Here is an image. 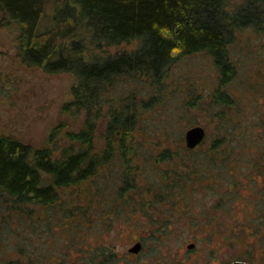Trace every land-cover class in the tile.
<instances>
[{"label":"rangeland","instance_id":"rangeland-1","mask_svg":"<svg viewBox=\"0 0 264 264\" xmlns=\"http://www.w3.org/2000/svg\"><path fill=\"white\" fill-rule=\"evenodd\" d=\"M245 1L226 0L225 8L231 12ZM17 33L18 25L0 15V135L39 147L59 122L80 127V118L62 109L71 99L74 78L24 63L17 54ZM137 46V40L123 41L95 53L114 55ZM229 54L233 72L224 83L206 52L172 61L161 84L164 99L152 115L168 116L175 131L136 136L139 152L129 159L126 174L135 187L126 186L130 194L124 202L117 194L126 167L117 156L97 176L65 189L48 220L25 228L34 264H82L92 258L97 264L102 248L110 255L105 264H208L219 254L226 261L246 257L264 264V30H233ZM132 90L144 96L155 92L143 79L118 83L103 108L117 106L115 98ZM216 93L226 94L228 103L214 101ZM193 125H201L205 137L186 151L184 133ZM103 129L101 123L95 134L98 150ZM67 143L63 137L56 152ZM167 145L176 164L169 170L162 163L165 179L160 180L143 154L154 156ZM11 237L3 242L2 261L19 260ZM137 240L142 247L129 252ZM192 241L196 246L190 251Z\"/></svg>","mask_w":264,"mask_h":264},{"label":"trees","instance_id":"trees-1","mask_svg":"<svg viewBox=\"0 0 264 264\" xmlns=\"http://www.w3.org/2000/svg\"><path fill=\"white\" fill-rule=\"evenodd\" d=\"M225 6L226 0H0L1 17L18 25L15 39L21 60L47 73L72 74L71 99L62 109L80 118L76 129L57 123L39 147L0 135V254L5 252L7 235L15 237L11 239L19 251V260L0 259V264H34L25 228L48 220L49 210L61 202L65 189L97 176L112 157L126 167L117 197L123 202L128 198L126 186L135 187V179L128 182L126 174L129 159L139 152L136 136L157 131L169 136L175 131L167 125L168 116L152 115L155 104L164 99L161 84L172 61L206 52L224 83L233 72L229 54L233 30H264L262 1L246 0L231 12ZM131 40H137L138 46L130 52L95 53ZM139 79L155 92L144 96L132 90L115 98L117 106L103 108L116 84ZM213 99L229 101L220 93ZM101 123L104 142L98 150L95 134ZM62 136L68 143L56 152ZM185 150L190 151L187 146ZM143 155L152 160L160 180L165 179L164 169L159 170L162 163L169 170L175 168L177 155L170 145L154 156L149 151ZM99 254L102 259L97 264H105L110 255L103 248ZM82 264H93V258Z\"/></svg>","mask_w":264,"mask_h":264},{"label":"water","instance_id":"water-1","mask_svg":"<svg viewBox=\"0 0 264 264\" xmlns=\"http://www.w3.org/2000/svg\"><path fill=\"white\" fill-rule=\"evenodd\" d=\"M205 137V130L201 125H193L185 130L184 140L187 147H193L199 142H201ZM140 249V243L135 242L131 247H129L130 252H137ZM227 264H246L241 261H232Z\"/></svg>","mask_w":264,"mask_h":264},{"label":"flooded vegetation","instance_id":"flooded-vegetation-1","mask_svg":"<svg viewBox=\"0 0 264 264\" xmlns=\"http://www.w3.org/2000/svg\"><path fill=\"white\" fill-rule=\"evenodd\" d=\"M204 140V139H203ZM202 140V141H203ZM201 141V142H202ZM201 142H199L198 144H196L195 146L193 147H187L188 149L190 150H193L195 149ZM222 236L224 238L225 234H224V227L221 226L219 227V236ZM136 242H139L140 243V248L142 247V242L140 240H137ZM256 245V243H254V246ZM196 246V243L194 241L188 243L187 247L190 251L194 250ZM140 250V249H139ZM189 251V252H190ZM130 252V251H129ZM232 261H241V262H245L246 264H253L251 261H249V258H246V257H238V258H233V259H230V260H225V258L223 257V254L222 255H217V257H212L211 259H209V263L208 264H227V263H230Z\"/></svg>","mask_w":264,"mask_h":264}]
</instances>
